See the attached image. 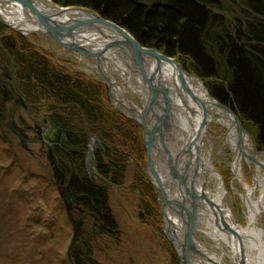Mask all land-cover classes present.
I'll return each mask as SVG.
<instances>
[{
	"label": "trees",
	"instance_id": "1",
	"mask_svg": "<svg viewBox=\"0 0 264 264\" xmlns=\"http://www.w3.org/2000/svg\"><path fill=\"white\" fill-rule=\"evenodd\" d=\"M53 1L63 6L96 10L104 19L126 29L142 46L156 48L166 56L177 58L186 71L206 82L212 96L236 113L251 134L255 149L264 151V19L255 17L264 18V0ZM243 41L252 42L251 49L260 57L247 55L241 48ZM2 46L0 66L5 60L12 68L13 64L16 65L17 89L24 100L37 105L47 99L59 108L54 116L47 118L52 126L63 128L61 139H64L45 152L51 182L69 184L71 191L78 196L77 205L91 214L94 225L89 231L90 237L119 238L121 230L110 206L105 181L125 184L126 161L122 150L125 153L135 151L138 160L144 162L142 129L117 111L112 113L123 127L113 124L111 115L108 120L103 118L100 106L103 99L96 87L58 68L21 36L4 34ZM1 99L4 103L12 101L7 92L2 93ZM1 115L5 118L6 110ZM125 125L133 128L134 138L123 130ZM86 126L93 133L96 129L110 142L107 155H104L106 158L97 154L99 177L95 179H90L86 170L90 135ZM1 179L0 216L4 222L0 225V264H16L20 255L10 247L11 239L25 236L24 231L29 228L23 229L18 223L13 229L9 223L14 219L12 206L21 198L26 199L27 193L5 192ZM146 205L143 214L157 215L149 204ZM33 221L35 225H42L43 217ZM45 228L54 236L53 228ZM35 240L37 248L41 241L40 238ZM81 254L86 262L90 257L94 259L88 245L81 249ZM44 257H47L45 253ZM91 261L94 263V260L89 263ZM62 262L65 264L66 261ZM174 262L177 264L176 256Z\"/></svg>",
	"mask_w": 264,
	"mask_h": 264
},
{
	"label": "rangeland",
	"instance_id": "2",
	"mask_svg": "<svg viewBox=\"0 0 264 264\" xmlns=\"http://www.w3.org/2000/svg\"><path fill=\"white\" fill-rule=\"evenodd\" d=\"M50 2L60 8H83L101 16L98 11L84 6H63L53 0H50ZM36 32L28 35L7 27L0 22V46H2L4 34L5 36H12V34L21 36L27 44L35 46L39 54L46 55L48 61H52L58 68L79 80L82 79L95 86L103 99V103L100 105L104 113L103 118L108 120V118L113 116V124L123 127L118 124L116 117L112 113L119 110L116 108L117 100L121 102L128 100L129 103H137L141 108L146 104L147 98L142 96L145 93L136 94L132 90L133 84L127 82V79L116 69L114 64L108 65L105 59H100L101 63H105L111 76H113V80L123 91V94L118 97L115 94V87L112 86L111 88L106 76L101 71L98 58L73 52L63 47L50 35L41 31ZM2 47H0L1 52L4 51ZM24 53L27 54L28 52L25 51ZM173 59L177 60V58ZM3 62L0 68L7 74L8 77L4 78L8 84L6 86L7 89H3L2 92H7L11 96L12 101L4 103L1 99V93L0 179L3 178L5 180L1 179V185L4 187L5 192L27 193L26 199L21 198L12 206L14 219L9 223L13 229L18 226V223L23 226V229L26 226L29 228V230L24 231L26 232L25 236L19 235L18 238L16 236L11 239L10 247L14 249L17 255H20L16 264H34L33 261L37 262V264H45V262L46 264H62V260H65L67 264H75L74 258L68 257V253L74 254V245H72V220L69 217L67 206L63 199L66 182H51L53 179L51 178L45 155L48 149L52 150L59 142L64 141V139H61L63 137V128L59 125L52 126L47 119L52 115L54 116L59 108L55 107L56 104L47 99H43L37 105L27 103L23 96L19 94V89H17L18 75L15 70L16 65L13 64L12 68L7 60ZM101 66L103 67V64ZM10 82L14 83V86H10ZM201 82L210 96L217 100L209 92L206 82L202 79ZM3 110L7 112L5 118L1 115ZM117 112L120 113L119 111ZM222 126L221 124L212 125L211 130L208 132L209 138L205 143L204 158L210 162L211 156V162L219 170L227 192L224 205L232 210L238 224L244 226L247 221L248 210L244 204L245 189L243 184L246 181L252 185L254 178L250 170L256 168V164L253 163L254 166L249 167L246 161H242L243 174L240 179L244 181L238 179L233 167L237 148L235 145L232 146L230 144L227 137L229 133ZM85 129L90 134L88 153L93 159L92 161L89 160L90 165H88L89 171L87 173L91 175L90 179H95L98 169L96 166V153L102 147L101 149H104L102 154L105 155L107 145L109 146L110 142L96 129L95 132L101 134V136L95 132L93 133L90 127L86 126ZM123 130L129 133L131 138H134L136 133H134L131 126L125 125ZM96 136L102 142V146L94 141ZM251 141L254 145L252 137ZM91 150L93 153H90ZM143 150H145L147 155L145 147ZM252 150L251 154L254 158L264 152H259L257 149ZM122 152L126 161L125 184L115 185L111 182L107 184L110 206L121 230L119 238L99 237L97 239L91 237L88 241L84 232L81 234V238L88 243L87 245L91 247L94 253L93 264H173L174 256H176L177 264H179L178 254L174 250L175 248H172L173 244L169 242L163 230L165 223L163 215L164 205L162 195L158 191L159 188L151 180L148 172L145 171L144 173L145 164L138 160L135 151L125 153V150H122ZM89 154L87 158H89ZM104 157L106 158V156ZM250 161L252 162V160ZM257 174L260 176L259 172H255V175ZM215 178H212V184L210 185L213 194H215L220 184ZM146 203L157 212V215L155 213L156 218L154 213L151 217H141L143 213L142 205L146 209ZM75 206L76 204L73 202L71 211L75 220H79L81 219V214L78 213ZM41 216L43 217V224L35 225L33 219ZM53 217H55L54 220ZM3 222L0 216V225ZM91 224L90 219H87V229H90ZM44 225L53 228L54 236L48 234L50 230L45 228ZM35 238H40L41 241L37 248ZM24 244L25 248H23ZM202 244L208 246L205 238L202 239ZM44 253L47 257L43 258ZM217 253L220 255L219 251ZM226 253L228 257L222 263L233 264L230 259L231 250ZM195 255L193 253V256ZM88 264H92V261Z\"/></svg>",
	"mask_w": 264,
	"mask_h": 264
},
{
	"label": "bare ground",
	"instance_id": "3",
	"mask_svg": "<svg viewBox=\"0 0 264 264\" xmlns=\"http://www.w3.org/2000/svg\"><path fill=\"white\" fill-rule=\"evenodd\" d=\"M235 1L238 2V0ZM39 2L41 3L39 9L42 14L51 13L55 17L54 21L63 24H70L71 22L86 20L84 18H88L82 13H77L72 10L60 16L58 14L60 11L47 0H39ZM255 17L260 20L264 19L257 15H255ZM0 20L4 21L10 27L28 35H30V33H37L36 31L42 32V27L39 25L40 22L37 20L36 16L29 9H25L22 4L17 2L0 0ZM103 32L107 35H111V41L120 38V34L109 28H103ZM72 36L76 37V39L78 38L79 42L82 41L79 43L80 45L88 42V40L85 39H103L97 32L88 31L81 32L83 39L77 37L78 35H75V33ZM72 36L65 38L73 42L74 39ZM106 40H108V38ZM245 44L249 45L244 46ZM252 45V42L243 41L241 48L244 51L243 47H245V49L256 54L252 55L244 51L247 55L259 58V54L251 49ZM100 59H105L108 65L114 64L116 69L127 79V82L133 84L132 90L136 94L145 93V95L142 96L148 98L149 88H146L142 81L141 72L139 73L134 63H132V56L129 52L125 49H113L103 53L99 58L100 67H102L101 64H103L101 70L111 79V83L116 90L115 94L118 97L123 94V91L113 80V76H111L105 63H101ZM146 63L145 69L149 73V76L152 77V84L156 86L155 91L159 94V101L154 102L152 105L154 111L157 112V117L160 116V108H165L171 104L173 110H171L170 113L174 114L171 116V122L178 126L175 133L171 134L162 130V125H159V127L157 126V132L154 138L157 141L162 140L160 144L163 152H165L164 149H166L174 158L182 154L178 170L182 173V167L189 164L190 170L187 172L189 177V189L195 190L199 196L201 194L205 196L201 199L203 203L198 209L197 215L193 218L195 219L194 223H192L196 229L195 237L193 238L194 246L202 255H205V257L200 258L198 255L193 256V253L189 251L188 254L193 260L192 264H223L222 262L228 257L226 252L230 250V259L233 261V264H264V152L256 156L257 158L253 157L251 153L253 151L252 149H255V146L245 131L240 135V122L236 120L235 117L231 116L230 113L222 111L216 105L214 99L208 95L204 84L201 83L198 78L188 74V71L186 73V70L181 72L175 69V67L169 63H160L157 60H150ZM143 109L144 108L136 107L137 111ZM150 120L152 121L151 118L149 121ZM215 124L223 125L222 128H225L227 133H229L227 135L228 141H230L232 146L235 145L237 148L233 167L238 179L242 178L243 174L242 161H246L249 167L252 165L254 166L253 163L256 164L257 169L253 168V170H250L254 178L252 185L240 179V181H244L245 194L243 198L244 204L248 210L247 221L244 223V226L238 224L232 210L224 205L227 192L219 170H217L211 162V156L210 162L208 159L204 158L205 143L209 138L208 132L211 130L212 125ZM141 143L142 146H144L142 136ZM189 147H191L192 153L190 156L183 153L187 149L189 150ZM90 153H93V151H90ZM197 157L200 162L199 164H197ZM251 157L255 159L252 162L250 161L252 160ZM87 160L88 162L89 160H93L90 154ZM158 161L164 162L157 158L156 165L159 164ZM196 166H199V170L195 177L196 184H194L193 189L190 186V179L194 175ZM156 170L161 179L166 181L168 169L164 167L163 164H159ZM255 172H259L260 176L258 174L255 175ZM215 177L220 184L215 194H213L210 185L212 184V178ZM158 191H160L163 196L162 191L160 189H158ZM166 191L169 193V200L174 201L182 198L178 191H175V187L169 185ZM204 199H209L214 205L205 204L207 202L204 201ZM172 210L173 208L166 210L165 231L170 229L169 236L173 238L175 247L177 245L179 248L181 244H183L180 232L184 229L185 225L181 219L174 216L175 214ZM204 238L208 246L202 244V239ZM218 251L220 255L217 253ZM70 256L68 257L71 258Z\"/></svg>",
	"mask_w": 264,
	"mask_h": 264
},
{
	"label": "water",
	"instance_id": "4",
	"mask_svg": "<svg viewBox=\"0 0 264 264\" xmlns=\"http://www.w3.org/2000/svg\"><path fill=\"white\" fill-rule=\"evenodd\" d=\"M6 1H12L17 2L23 5L25 9H29L39 20L40 26L42 27V33L50 35L52 38H54L59 44H61L63 47L73 51V52H79L87 55L94 56L99 59L100 56H102L103 53L111 51L113 49H125L127 52L130 53L132 56V63H134L135 67L138 69L137 71L142 76V81L144 82L146 88H149V94L147 98L146 104L143 106V110H139L137 117L138 122L141 124L142 128L145 130V134L143 137L144 145L147 150V170L148 174L153 180L154 184L157 185V187L162 191V199H163V215H164V222H165V214L166 210H170V208H173L172 212L175 214L174 216H177L181 221L183 222L184 229L180 232L183 244L178 248L177 245L175 247L177 256L179 258V264H192V258L188 254L190 251L191 253H195L200 258H204L205 255H202L199 250H197L194 246L193 238L195 237V227H194V221L193 219L197 215L198 209L202 205L201 199H203L205 196L204 194H201L200 196L197 194L195 190L189 189V177L187 172L190 170V165L187 164L186 166H183L182 173L178 170L181 156L182 154L177 155L175 158L170 154L169 151L164 149L165 152H163V149L161 148L160 142L157 141L155 137V133L157 132V126L162 125V130L165 132L174 134L176 128L178 127L175 123L171 122V116L174 115L173 113H170L173 108H171V104L166 106L165 108H160L159 113L160 116L157 117V112L154 111V107L152 105L154 102L159 101V94L155 91L156 86L152 84V77L149 76V73L145 69L146 62L150 60H157L160 63H169L175 67V69L180 70L181 72L185 71L184 68L178 63L177 60L167 57L159 50H156L154 48L144 47L142 46L126 29L122 28L121 26L104 19L103 17L99 16L96 13L89 12L86 9L83 8H77V9H68V8H60L50 2V0H47L49 3L52 4L55 8H57L60 12L58 13L60 16L67 14L69 10L76 11L77 13H82L83 15L87 16L88 18H84L86 20H77L74 22L66 23H60L55 20L54 15L51 13L42 14L40 7L39 0H6ZM2 24H4L7 27H10L7 25L4 21L0 20ZM68 24V25H67ZM109 28L118 34H120V38L117 40H112L111 35L105 34L103 32V28ZM12 28V27H10ZM14 29V28H13ZM16 30V29H14ZM18 31V30H16ZM79 31V32H78ZM82 31H88V32H97L99 35L103 37V39L98 40H88V42L84 44H79L82 41H78V38L73 37L72 35L75 33V35H78L77 37H80L81 39V32ZM20 32V31H18ZM74 32V33H73ZM73 33V34H72ZM73 37L74 41H68L67 37ZM66 37V38H65ZM108 38V40H106ZM80 39V40H81ZM249 45L245 44L244 46ZM2 47V46H1ZM3 48V47H2ZM244 48V51L247 53H250L252 55H256L254 52L247 50ZM102 68V67H101ZM102 71V70H101ZM103 72V71H102ZM187 73V71H185ZM103 74L106 76V74L103 72ZM189 74V73H188ZM195 78H198L201 82V79L195 75ZM108 83L111 85L112 83L111 79L107 77ZM202 83V82H201ZM8 82L2 77L0 74V95L1 90L4 88ZM147 88V89H148ZM208 93V92H207ZM210 96V94L208 93ZM211 97V96H210ZM212 98V97H211ZM213 99V98H212ZM216 105L224 112L230 113L231 116L235 117L236 120H238L241 124V127L239 129L240 135L243 134L245 131L249 138L251 139L250 134L247 132V130L244 128L242 122L238 118V116L227 106L223 105L218 100H214ZM126 102V101H125ZM119 105V100L117 101V105ZM156 106V105H155ZM130 113L134 112L132 110H129ZM150 114V115H148ZM159 115V114H158ZM149 116V118H148ZM152 119V121L149 119ZM148 119V121H147ZM94 141L97 142L100 146H102V142L100 139L96 136L94 137ZM252 142V141H251ZM51 146V145H50ZM92 151V150H91ZM157 151L158 153V160L164 161V156L166 155L167 161L160 162L159 164L164 163V167L169 168V171L167 172V180L163 181L161 177L159 176L157 170H156V161L157 156L154 154ZM183 153L187 155H192L191 153V147H189V150L187 149ZM252 161L255 159L252 158ZM199 160L197 157V164H199ZM88 160H86V170L89 171L88 168ZM197 170V171H196ZM199 166H196L195 172L193 177L190 179V186L193 188L194 184H196V175L198 174ZM166 172V171H165ZM90 178L91 175L89 174ZM156 182V183H155ZM172 183V184H171ZM175 184V190L178 191V193L182 196L180 200H169V193L166 191L167 187L170 185L171 187H174ZM194 189V188H193ZM167 192V193H166ZM63 199L66 203L67 210L69 213V217L72 220V226H73V242L72 245L74 248V252H78V245L77 243L80 241V237L83 230V222L79 220H75L72 214V207L73 202L77 199V196L71 191L69 184L65 186L64 193H63ZM206 201L207 205L211 204L213 206L214 204L209 199H204ZM183 219V220H182ZM163 228L165 229V223L163 225ZM176 231V229H175ZM170 229L166 231V234L169 236ZM172 244L175 246V242L173 238L169 236ZM193 243V244H192ZM71 253H68V256H70Z\"/></svg>",
	"mask_w": 264,
	"mask_h": 264
},
{
	"label": "flooded vegetation",
	"instance_id": "5",
	"mask_svg": "<svg viewBox=\"0 0 264 264\" xmlns=\"http://www.w3.org/2000/svg\"><path fill=\"white\" fill-rule=\"evenodd\" d=\"M0 74L2 75V77L4 78H6V77H8L7 76V74L5 73V72H3L2 70H1V68H0ZM4 78V79H5ZM8 79H11V78H8ZM7 86V85H6ZM6 86L4 87V88H2V90L3 89H7L6 88ZM10 86H14V83H12V82H10ZM3 93V92H2ZM124 110H126V108H124ZM89 145H90V138H89V140H88V146H87V154H86V158H87V156H88V150H89ZM100 147V146H99ZM102 148V147H101ZM101 148H99V151L96 153V161H97V154H100L101 156H103L104 154H102L103 152H104V149H101ZM101 149V150H100ZM86 162V161H85ZM144 164H145V169L143 168V171H144V173H145V171H147L148 172V170H147V155H146V158H145V160H144ZM96 166H98V163L96 162ZM89 176V175H88ZM99 176H98V171H97V174H96V178H98ZM90 178V177H89ZM152 180V179H151ZM153 181V180H152ZM106 182V184H110V181H105ZM159 193H160V191H159ZM77 198H78V196H77ZM75 204H76V209L78 210V213H80L81 214V219H79V221H82L83 222V230H82V232H84V235H85V237H87V239H88V241H89V239H91V235H90V232L89 231H91L92 230V227H93V225H94V223H93V219H92V216H91V214L87 211V210H85L84 208H81V207H79L78 205H77V199L75 200V202H74ZM144 210L143 211H145L146 209L145 208H143ZM141 217L143 218V217H151V216H149V215H146V213H142L141 214ZM75 219V218H74ZM87 219H90V221L92 222V224H91V226H90V229H87V227H86V220ZM163 230H164V232H165V235L167 236V238H168V240H169V242L172 244V242H171V240H170V238H169V236L166 234V231H165V229L163 228ZM90 235V236H89ZM105 238H109V237H105ZM110 238H112V239H118L117 237L115 238V237H110ZM80 243H82L81 245V248H80ZM84 245H87V243L80 237V242L78 243V246H79V249H78V252H76V253H72V255L70 256L71 258H74L75 259V262H76V264H88L89 263V261L90 260H94V259H92L91 257L88 259L89 261L88 262H86L84 259V257L82 256V254H81V249H83L84 248ZM172 248L174 249V245H172ZM175 250V249H174ZM93 255V258H94V253L92 254ZM179 259V258H178ZM174 262V261H173ZM92 264H93V262H92ZM173 264H175V262L173 263Z\"/></svg>",
	"mask_w": 264,
	"mask_h": 264
}]
</instances>
